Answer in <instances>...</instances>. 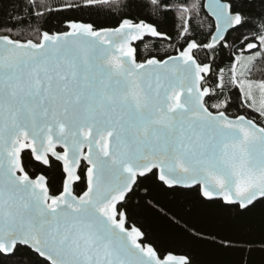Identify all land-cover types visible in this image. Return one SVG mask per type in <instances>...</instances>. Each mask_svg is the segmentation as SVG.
<instances>
[{"label": "snow or ice", "instance_id": "snow-or-ice-1", "mask_svg": "<svg viewBox=\"0 0 264 264\" xmlns=\"http://www.w3.org/2000/svg\"><path fill=\"white\" fill-rule=\"evenodd\" d=\"M106 7L0 0V264H203L153 238L152 212L264 264V219L237 246L158 199L264 206V0H120L111 26L91 19Z\"/></svg>", "mask_w": 264, "mask_h": 264}, {"label": "trees", "instance_id": "trees-1", "mask_svg": "<svg viewBox=\"0 0 264 264\" xmlns=\"http://www.w3.org/2000/svg\"><path fill=\"white\" fill-rule=\"evenodd\" d=\"M119 3L120 0H108L112 9L106 7L101 14L93 15L91 19L111 26L115 23L114 15L109 16L106 13L118 8ZM76 15L88 18L86 13H76ZM35 167L33 164L34 169ZM158 199L160 206L166 211L170 209V214L176 213L178 217L183 216L185 221L209 238L211 235H215L217 240L228 238L237 246H242L244 241L258 233L261 220L264 219V206H258L250 215L241 218L227 214L219 206L201 207L195 202L186 204L182 200L177 201L171 194L160 193ZM145 218L153 238H156L162 245H175L177 248L191 247L203 264H234L236 254L232 251L220 249L210 242L192 241L177 227L169 224L167 219L155 212L146 214Z\"/></svg>", "mask_w": 264, "mask_h": 264}, {"label": "rangeland", "instance_id": "rangeland-1", "mask_svg": "<svg viewBox=\"0 0 264 264\" xmlns=\"http://www.w3.org/2000/svg\"><path fill=\"white\" fill-rule=\"evenodd\" d=\"M114 1V0H113Z\"/></svg>", "mask_w": 264, "mask_h": 264}]
</instances>
